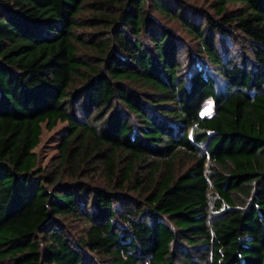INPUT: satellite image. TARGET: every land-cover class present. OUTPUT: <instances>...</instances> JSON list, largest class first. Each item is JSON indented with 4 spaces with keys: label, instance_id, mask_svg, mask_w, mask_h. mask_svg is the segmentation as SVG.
<instances>
[{
    "label": "trees",
    "instance_id": "obj_1",
    "mask_svg": "<svg viewBox=\"0 0 264 264\" xmlns=\"http://www.w3.org/2000/svg\"><path fill=\"white\" fill-rule=\"evenodd\" d=\"M200 1L0 0V264H264V0Z\"/></svg>",
    "mask_w": 264,
    "mask_h": 264
},
{
    "label": "rangeland",
    "instance_id": "obj_2",
    "mask_svg": "<svg viewBox=\"0 0 264 264\" xmlns=\"http://www.w3.org/2000/svg\"><path fill=\"white\" fill-rule=\"evenodd\" d=\"M184 1L190 3L192 6H202L205 9H210L205 2L200 0H184ZM90 13H91L90 8H88L86 14L89 15ZM238 54L240 53L238 49L235 47L233 56L236 57ZM213 109H214V100L210 99L205 104L202 114L203 115L211 114L213 112ZM42 125H43V133L40 138V144L34 151L37 153L39 157V166L46 168L45 173L47 174L57 168L56 164L59 162L57 161V157L60 155L58 146L60 145V142L63 137L62 136L63 131L66 130L68 123L67 122L59 123L57 127H55L52 130L47 129L45 124ZM61 170L63 169L61 168ZM63 176H66V173H64ZM85 178H89V176ZM98 178L104 180L102 176H98Z\"/></svg>",
    "mask_w": 264,
    "mask_h": 264
}]
</instances>
